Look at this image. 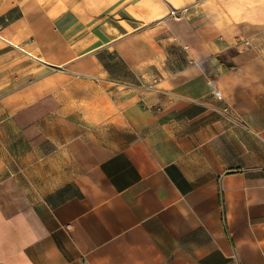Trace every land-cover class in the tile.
Returning <instances> with one entry per match:
<instances>
[{
  "label": "crops",
  "instance_id": "obj_1",
  "mask_svg": "<svg viewBox=\"0 0 264 264\" xmlns=\"http://www.w3.org/2000/svg\"><path fill=\"white\" fill-rule=\"evenodd\" d=\"M0 264H264V0H0Z\"/></svg>",
  "mask_w": 264,
  "mask_h": 264
},
{
  "label": "rangeland",
  "instance_id": "obj_2",
  "mask_svg": "<svg viewBox=\"0 0 264 264\" xmlns=\"http://www.w3.org/2000/svg\"><path fill=\"white\" fill-rule=\"evenodd\" d=\"M87 39V38H86ZM104 56H106V55H104ZM108 56H106V58H107Z\"/></svg>",
  "mask_w": 264,
  "mask_h": 264
}]
</instances>
